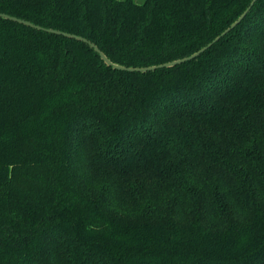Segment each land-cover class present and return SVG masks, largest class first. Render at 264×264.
I'll list each match as a JSON object with an SVG mask.
<instances>
[{"label": "trees", "instance_id": "obj_1", "mask_svg": "<svg viewBox=\"0 0 264 264\" xmlns=\"http://www.w3.org/2000/svg\"><path fill=\"white\" fill-rule=\"evenodd\" d=\"M253 1L0 0V264H264Z\"/></svg>", "mask_w": 264, "mask_h": 264}, {"label": "water", "instance_id": "obj_2", "mask_svg": "<svg viewBox=\"0 0 264 264\" xmlns=\"http://www.w3.org/2000/svg\"><path fill=\"white\" fill-rule=\"evenodd\" d=\"M257 0H254L251 4V6L248 8V10L239 18V20L230 28L228 29L223 35H225L226 33H228L232 28L236 27L244 18L245 16L248 14V12L251 10V8L254 6V4L256 3ZM0 17L2 18H6V19H9L11 21H15V22H18V23H21V24H25L27 26H30V27H33V28H36V29H44L40 26H37L29 21H26V20H22V19H19V18H16V17H12V16H9L7 14H3V13H0ZM46 31L50 32V33H54V34H58V35H64L66 37H70V38H75V39H78L80 41H83L85 43H88L89 45H91L93 48H95L96 52H98L101 56V58L110 66H113L114 68L116 69H120V70H128V71H142V72H145V71H148V70H155V69H158V68H170V67H173V66H176L178 64H183L185 62H188V61H191L195 58H197L198 56H200L203 52H205L208 48H210L214 43H216L220 37H218L214 42H212L211 44H209L207 47L203 48L201 51L193 54L192 56L190 57H187V58H184V59H181V60H177V61H174V62H170V63H167V64H164V65H161V66H158V67H151V68H144V69H126V68H123V67H120V66H116V65H113L108 59L107 57L97 48L95 47L94 44H92L91 42H89L86 38L84 37H81V36H77V35H74V34H70V33H64V32H61V31H57V30H53V29H45Z\"/></svg>", "mask_w": 264, "mask_h": 264}, {"label": "rangeland", "instance_id": "obj_3", "mask_svg": "<svg viewBox=\"0 0 264 264\" xmlns=\"http://www.w3.org/2000/svg\"><path fill=\"white\" fill-rule=\"evenodd\" d=\"M136 3H143L144 0H135Z\"/></svg>", "mask_w": 264, "mask_h": 264}]
</instances>
